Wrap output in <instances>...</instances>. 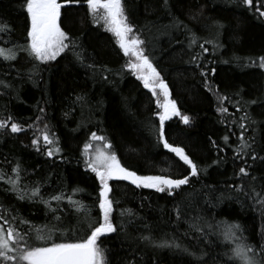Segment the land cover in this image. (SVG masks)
<instances>
[{
    "label": "trees",
    "instance_id": "trees-1",
    "mask_svg": "<svg viewBox=\"0 0 264 264\" xmlns=\"http://www.w3.org/2000/svg\"><path fill=\"white\" fill-rule=\"evenodd\" d=\"M59 2L61 27L75 40L82 58L78 60L70 50L47 62L23 52L12 61L0 58V121L9 125L0 130V171L12 177L11 169L19 164L20 186L22 190L27 186L29 196L36 185L45 201L64 193L88 206L92 224L102 223L100 183L84 154V144L94 142L95 132L111 144L109 151L121 166L137 175L189 176V184L172 195L137 188L126 180L110 181L116 231L98 240L107 250V264H220L227 259L223 253L229 245L222 235L212 233L222 232L223 225L218 230L204 221L239 224L237 235L242 233L253 245L264 244V206L234 190L236 185L245 190L254 185L259 191L264 185V69L258 66L264 56V16L256 11H264V0H253L252 6L242 0H167L166 4L122 0L134 33L145 42L140 46L144 54L168 86L181 115L189 117L188 124L180 116L166 120L164 135L197 164L200 171L195 177L163 147L159 139L163 109L157 99L163 103L164 98L153 96L130 70L128 62L135 57L124 55L103 21L94 22L85 0ZM0 22L12 29L10 37L0 34V47L25 43L30 20L23 0H0ZM193 35L196 43L191 44ZM5 39L11 43H4ZM246 114L248 118L242 119ZM11 123L23 131L12 133ZM44 131L52 145H45ZM241 132L251 148L238 158ZM37 138L39 151L32 144ZM49 147L60 151L50 157ZM253 154L257 159H251ZM241 166L247 167L248 177L239 174ZM8 188L0 181V213L7 208L9 220L15 214L38 228L48 225L44 231L51 237L48 243L76 242L89 233L83 214L67 199L59 205L51 201L52 208H59L55 215L61 216V223L38 198L20 200ZM75 189L81 191L74 193ZM197 217L203 218L201 231L189 226ZM20 227L28 230L27 225ZM163 242L179 247L156 246ZM30 243L44 241L33 238ZM202 252L203 260H197Z\"/></svg>",
    "mask_w": 264,
    "mask_h": 264
},
{
    "label": "snow or ice",
    "instance_id": "snow-or-ice-1",
    "mask_svg": "<svg viewBox=\"0 0 264 264\" xmlns=\"http://www.w3.org/2000/svg\"><path fill=\"white\" fill-rule=\"evenodd\" d=\"M66 2L79 3L80 0H66ZM87 9L93 16L95 23L103 21L106 30L111 32L118 41L119 48L123 51L125 56L135 57L134 61L128 62V67L134 72L136 78L142 81L144 88L148 89L153 96L159 97L163 95V103L157 99V106L163 109V112L159 115L160 130L159 139L163 143V147L169 152L174 153L183 165H186L190 169V176H197L199 168L196 163L185 154L182 147L173 146L170 144L164 135V122L170 119L172 116H180L184 124L189 123V117L187 115H181L176 107L175 101L170 99L169 89L165 82L161 79L160 73L153 66V63L147 55L144 54V49L140 47L145 42L134 33V26L128 21V17L125 12V8L122 0H85ZM165 4L167 0H164ZM243 4L247 6L253 5V0H242ZM63 4L59 0H23V10L26 11L27 17L30 20V28L27 30L25 37V43H16L13 47L6 48L0 47V58L5 61H12L17 58V52L26 53L30 58H33L40 62H47L55 60L61 53L66 50L72 51L78 60H80L81 53L76 51L75 40L70 39L68 34L62 29L60 24L61 8ZM103 9V14L98 15V10ZM261 16H264V11L256 8ZM10 25L0 22V34L4 37H10L11 34ZM4 43H11L10 39H5ZM191 44L196 43V36L193 35L190 41ZM71 46V47H70ZM203 47V45H201ZM204 51H207L205 48ZM259 68L264 69V56L259 57ZM0 84H3L0 81ZM8 87V85H4ZM159 89V93L157 92ZM223 99V98H222ZM250 103H256L251 101ZM240 109L238 108L237 111ZM43 111V109H41ZM221 112H227V108H220ZM247 114L242 119H247ZM9 125L5 121H0V130L8 128ZM240 127L243 129L244 125ZM47 125H45V129ZM10 131L12 133H19L23 131L22 126L17 123L10 124ZM43 141L45 145H52L53 139L49 136L47 131L43 132ZM229 139L228 136L224 137L225 142ZM241 141L238 150L237 157H241V153H246L247 149L251 148L248 144L243 132L239 136ZM91 141H104V149H111V144L106 142L104 136H98L95 132L91 134ZM32 144L37 146L39 151V139H33ZM93 149L92 143L84 144V154L86 156V164L91 172L95 173L96 178L99 180V195H98V208L102 214L103 222L97 221L96 224L91 222V212L87 205L82 204L80 201L73 200L72 196L65 197L64 193L59 195H52L49 201H45L41 196L39 185L33 186L30 189L31 195H28L27 186L25 190L21 189V167L19 164L15 165L11 171L14 174L12 177H8L6 172L0 171V181H3L9 186L6 191L10 190L16 194L20 200L38 198L41 203H44L53 213V219L59 222H63L61 216L55 215L59 208H52L51 201L57 202V205L64 199H67L68 203L74 207L75 211L79 214H83L85 221L88 223L89 233L82 239L76 242H52L47 241L51 239L50 235H44V227H36L30 221L20 218L18 215L12 214L11 220L8 219V209L4 208L0 213V264H107L106 249L101 248L98 244V240L102 236L116 231V227L111 220V214L113 211V199L110 198L109 193L112 189L109 186L111 180H126L137 188L143 187L146 189H154L157 192L167 191L169 195L173 194V190H178L181 186L189 184V176L185 175L183 178H169L163 175H137L136 172L130 171L127 168L121 166L116 155L111 151H104L102 149H95L94 155L89 152ZM55 152H59L60 149L49 147L47 155L52 156ZM251 159H257L256 155H251ZM264 159V157H262ZM246 164V161H245ZM250 167V166H249ZM239 174L248 177L250 173L247 171V167L241 166L239 168ZM252 177V180H255ZM235 191L242 192L245 196L252 198L261 206H264V185H262L259 191L256 190L254 185H249V189L245 190L242 185H236ZM81 191L79 189L73 190V192ZM122 215L124 213H121ZM202 217L195 218V221L190 222V228L194 231H201ZM16 221L17 223H13ZM21 225H27L28 230L21 228ZM204 225L209 228H216L219 230L223 225L222 232H215L212 234L222 235L223 241L229 245L228 250L223 253L227 259L220 262V264H264V244L259 246L253 245L247 241L242 235H237L241 232L239 224H230L226 221H221L218 225H212L208 221H204ZM54 228L55 225H52ZM34 232L36 235L33 237L30 235ZM33 238L44 241L43 244L35 245L30 243ZM143 240L152 243L150 236H143ZM159 247H179L175 242L168 244L163 242ZM187 252V249H184ZM189 255L195 256V253H189ZM205 253H201L200 256H196L197 260H203ZM207 264V261H204Z\"/></svg>",
    "mask_w": 264,
    "mask_h": 264
},
{
    "label": "rangeland",
    "instance_id": "rangeland-1",
    "mask_svg": "<svg viewBox=\"0 0 264 264\" xmlns=\"http://www.w3.org/2000/svg\"><path fill=\"white\" fill-rule=\"evenodd\" d=\"M98 13H99L100 15H102V14H103V9L98 10ZM105 28H106V27H105ZM92 144H93V149H90L89 152H90L91 154H93V155H94V151H95V149H97V148L102 149V150H104V151H109V149H104V147H103L104 142H103V141H94ZM109 183H110V181H109Z\"/></svg>",
    "mask_w": 264,
    "mask_h": 264
},
{
    "label": "water",
    "instance_id": "water-1",
    "mask_svg": "<svg viewBox=\"0 0 264 264\" xmlns=\"http://www.w3.org/2000/svg\"><path fill=\"white\" fill-rule=\"evenodd\" d=\"M166 84V83H165ZM169 89V88H168ZM130 182V181H129ZM133 185V184H132ZM135 186V185H134Z\"/></svg>",
    "mask_w": 264,
    "mask_h": 264
}]
</instances>
